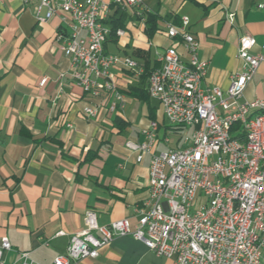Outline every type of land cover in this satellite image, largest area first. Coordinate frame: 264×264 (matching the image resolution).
<instances>
[{
  "label": "crops",
  "instance_id": "1",
  "mask_svg": "<svg viewBox=\"0 0 264 264\" xmlns=\"http://www.w3.org/2000/svg\"><path fill=\"white\" fill-rule=\"evenodd\" d=\"M263 1L146 0L158 18L154 36L146 34L147 25L124 17L126 34L112 36L105 48L144 64L146 71L160 67L173 44L168 26L188 18L187 31L200 44L198 56L208 63L205 86L225 91L241 66L240 38L254 37V52L264 54V13L257 7ZM59 26L58 18L38 24L33 5L0 0V243L7 238L12 247L4 264H20L22 253L38 264H54L66 255L70 236L83 230L88 209L101 226L125 218L136 224L137 210L149 198L151 158L137 163L126 144L144 142V130L156 121L157 153L185 145H169V133L186 130L166 124L162 106L148 94L147 75L115 72L121 102L112 94H86L56 42ZM255 99L264 100V63L244 92V101ZM87 107L96 114L84 116ZM73 264L175 263L126 236L98 258Z\"/></svg>",
  "mask_w": 264,
  "mask_h": 264
},
{
  "label": "built area",
  "instance_id": "2",
  "mask_svg": "<svg viewBox=\"0 0 264 264\" xmlns=\"http://www.w3.org/2000/svg\"><path fill=\"white\" fill-rule=\"evenodd\" d=\"M21 1L34 6L38 24L59 19L56 42L86 94H112L121 102L115 72L126 71L133 78L147 74L144 64L105 48L116 14L147 25L151 12L146 0ZM257 7L264 13V1ZM188 25L183 18L180 26H168L173 44L162 54L161 66L150 70L148 93L160 103L170 126L190 130V138L180 149L157 153L159 125L152 121L144 130V142H128L137 163L151 158L149 198L137 210V223L125 218L101 226L97 213L88 209L83 230L70 236L66 255L54 264L96 259L116 238L126 236L175 264H264V116L247 119V109L264 106V100H243L264 54L254 52V37L243 36L238 46L241 66L231 75L229 88L207 87L208 63L199 58L200 44ZM125 34L118 28L114 36ZM110 110H116L115 103ZM95 114L92 107L83 112L86 117ZM244 128H252V135L244 136ZM11 250L4 238L0 264ZM19 262L38 264L29 253L20 254Z\"/></svg>",
  "mask_w": 264,
  "mask_h": 264
},
{
  "label": "trees",
  "instance_id": "3",
  "mask_svg": "<svg viewBox=\"0 0 264 264\" xmlns=\"http://www.w3.org/2000/svg\"><path fill=\"white\" fill-rule=\"evenodd\" d=\"M124 18H119L117 20H115L113 22V34L112 36L115 35V31L118 28H123L125 27V22L123 20ZM158 18L156 15L153 14H149L147 17V30H146V34L148 35L149 38H152L154 36V34L156 33V31L158 30ZM151 69H147V80H148V74L150 72ZM148 91V89H147ZM149 94V93H148Z\"/></svg>",
  "mask_w": 264,
  "mask_h": 264
},
{
  "label": "bare ground",
  "instance_id": "4",
  "mask_svg": "<svg viewBox=\"0 0 264 264\" xmlns=\"http://www.w3.org/2000/svg\"><path fill=\"white\" fill-rule=\"evenodd\" d=\"M264 116V106H253L247 109V119H255ZM252 128H244V136H251Z\"/></svg>",
  "mask_w": 264,
  "mask_h": 264
},
{
  "label": "rangeland",
  "instance_id": "5",
  "mask_svg": "<svg viewBox=\"0 0 264 264\" xmlns=\"http://www.w3.org/2000/svg\"><path fill=\"white\" fill-rule=\"evenodd\" d=\"M167 125H169L168 121H166ZM191 136V131L190 130H186V131H182L179 134L174 133L173 131L171 133H169V139H170V146H175L177 143H184L185 139L190 138ZM198 207L195 206V208H193V211L196 210Z\"/></svg>",
  "mask_w": 264,
  "mask_h": 264
}]
</instances>
